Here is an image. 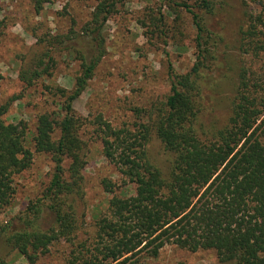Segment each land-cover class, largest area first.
<instances>
[{"label": "trees", "instance_id": "trees-1", "mask_svg": "<svg viewBox=\"0 0 264 264\" xmlns=\"http://www.w3.org/2000/svg\"><path fill=\"white\" fill-rule=\"evenodd\" d=\"M31 1L40 13L51 0ZM95 1L80 32L53 38L57 51L76 55L80 70L71 90L55 88L61 98L57 110L37 118L33 147L51 158L49 181L26 210L0 224V238L30 264L59 243L70 247L69 264H153L167 244L192 252L213 250L223 263L264 264V0H249L237 46L250 63H242L223 125L206 117L204 94V71L221 66L220 35L209 20L216 0H160L190 15L193 32L177 24L172 30L175 37L193 35L195 61L186 73L169 66V93L138 110L144 120L134 127L95 116L93 134L119 179L101 180L107 205L94 220L90 239L78 240L84 225L78 203L86 195L88 164L83 128L89 122L74 103L106 54L104 27L123 0ZM151 20L153 34L167 40L164 13ZM53 46L20 73L27 85L49 74L55 65ZM11 101L0 106V213L13 203L15 177L31 167L34 157L27 122L3 118ZM153 134L172 156L167 174L148 156ZM45 213L51 217L48 226L42 221ZM0 264L13 263L0 258Z\"/></svg>", "mask_w": 264, "mask_h": 264}, {"label": "rangeland", "instance_id": "rangeland-1", "mask_svg": "<svg viewBox=\"0 0 264 264\" xmlns=\"http://www.w3.org/2000/svg\"><path fill=\"white\" fill-rule=\"evenodd\" d=\"M95 0H51L44 9L36 12L31 0H0V106L10 99L8 111L3 115L6 122L25 120L28 124V147L33 151L31 167L15 177L17 193L10 207L0 213V224L26 210L32 200L37 199L49 181L53 163L44 153L35 152L33 138L40 113L56 111L61 98L56 87L73 88L80 70V61L73 52L57 51L54 36L80 32L90 20ZM249 0H216L215 12L209 20L220 35L218 70L206 69L205 96L208 111L206 117L223 125L229 112L230 100L244 58L238 49L240 29L247 20ZM164 13L168 39L153 34L152 15ZM181 29L193 25L185 12L171 10L160 0H123L118 10L105 24L103 35L106 54L98 64L94 77L78 98L74 107L87 118L83 138L87 141V168L85 170L86 195L79 204L81 223L79 239L92 236L93 222L105 209L109 198L101 180L110 177L119 179L118 172L101 153V144L96 139L92 121L102 114L114 125L131 127L144 120L138 110L148 108L164 99L170 91L169 66L178 73L188 72L195 61L193 35L174 36L172 27ZM52 50L55 65L49 74L43 75L29 86L20 79V73L33 67L43 53ZM207 86V87H206ZM51 87V90L49 89ZM58 136V133H56ZM150 160L165 174L170 168L171 154L165 150L161 140L153 134L147 144ZM44 225L51 222L48 213L42 219ZM69 245L59 243L42 255L35 264H69ZM0 258L13 264H30L18 251L11 249L0 238ZM235 264L220 262L213 250L192 252L174 244L165 245L153 264Z\"/></svg>", "mask_w": 264, "mask_h": 264}]
</instances>
